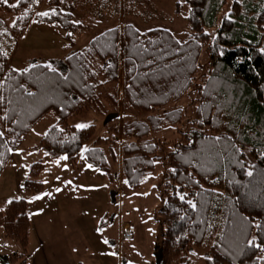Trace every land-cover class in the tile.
Listing matches in <instances>:
<instances>
[{"label":"trees","instance_id":"1","mask_svg":"<svg viewBox=\"0 0 264 264\" xmlns=\"http://www.w3.org/2000/svg\"><path fill=\"white\" fill-rule=\"evenodd\" d=\"M185 1L190 34L183 40L167 27L141 28L136 17H149L131 18L130 0H123L129 16L123 26L117 15L121 0L96 5L93 0H0V13L12 16L9 27L0 16V174L35 124L53 112L57 121L34 149L67 157L71 165L84 156L114 181L117 118L106 122L108 135L86 150L95 125L78 128L69 120L92 111L106 118L117 113L122 77L123 182L137 190L159 179L156 171L162 173L157 212L162 242L156 264H264V247L248 243L256 237L255 243L264 246V0ZM176 4L179 14L182 4ZM96 6L114 21L104 26L98 22L79 47L80 34L90 29L86 12ZM101 9L96 13L100 20L107 18ZM44 12L48 15H40ZM32 22L60 30L70 52L51 67L33 58L15 69L10 64L14 40ZM204 47L209 72L202 79ZM192 90L199 98L189 107L194 113L186 124L187 110L169 105ZM167 126L177 130L176 139L148 138ZM44 166L32 164L31 175ZM250 170L252 176L247 175ZM25 187L37 193L43 183L28 179ZM0 222L7 235L27 246L31 220L24 198L9 201L0 211Z\"/></svg>","mask_w":264,"mask_h":264},{"label":"rangeland","instance_id":"2","mask_svg":"<svg viewBox=\"0 0 264 264\" xmlns=\"http://www.w3.org/2000/svg\"><path fill=\"white\" fill-rule=\"evenodd\" d=\"M98 1L93 0V4H98ZM130 1H133L129 14L131 18L135 20L137 15L149 17L147 20H144V17H136L138 21H135L141 28L162 26L174 31L180 39L189 37L187 21L189 6L185 0ZM178 1L182 4L179 14L175 12ZM139 4H142V14L137 9ZM99 7L96 6L95 10L86 12L88 16L85 22L90 29H84L80 34L79 47L92 36L98 22L104 26L105 23L114 21L109 16L111 13ZM228 7L229 4L221 13L220 20ZM99 9L103 14H107L108 19L105 15L102 20L96 17ZM117 15L119 25L123 26L129 17H126L123 0L118 6ZM0 16L9 27L12 16L1 13ZM208 30L213 35L215 29ZM13 45L10 64L15 69L24 68L27 61L33 58L53 64V60H62L70 52L60 30L35 22L29 25L22 37L14 40ZM121 47L123 48V44ZM201 63L203 66L199 75L203 79L209 72V55L206 47L202 50ZM123 96L124 85L120 77L118 117L113 122L117 129L114 134L119 136V155L114 181L106 172L90 165L84 156L71 165L65 159L53 158L40 148L34 149L39 145L46 130L57 121V116L53 112L40 119L19 148L12 152L10 161L0 174V211L9 201L24 198L27 202L31 229L27 246L24 248L18 240L6 234L0 222V264H4L5 259L11 264H23L24 261V264H118L117 258L120 254L121 264H156V249L162 242V227L157 213L161 203L162 173L156 171L155 176L160 178L148 181L137 190L124 184L122 149L126 138ZM198 98V93L192 90L179 103L170 104L169 107H184L187 110L184 119L188 124L194 113L191 115L188 109L196 104ZM106 120L105 116L92 111L72 116L69 121L73 125H95L96 133L85 145L86 150L94 145L98 137L108 135ZM176 131L174 127L167 126L154 134L155 136L151 133L148 138L176 139ZM109 160L114 164L111 158ZM37 162H43L45 166L37 176H32L30 168ZM157 166L163 171L161 164ZM28 179L41 181L43 189L37 193L30 192L25 187V181ZM124 224L134 227L133 240L124 241L120 238ZM85 241H89V248L86 247ZM13 254H17L18 257L12 261L10 258ZM199 261L203 263L202 259Z\"/></svg>","mask_w":264,"mask_h":264},{"label":"snow or ice","instance_id":"3","mask_svg":"<svg viewBox=\"0 0 264 264\" xmlns=\"http://www.w3.org/2000/svg\"><path fill=\"white\" fill-rule=\"evenodd\" d=\"M37 2H39V0H37ZM4 3L5 4H8L9 3V0H4ZM53 12L55 11L54 9L52 10ZM40 15H48V13L47 12H44V13H40ZM49 67H51V65L49 64L48 65ZM76 127H78V128H85V127H87V125H85V124H78V125H76ZM0 135H3V133H0ZM65 159L67 158V157H64ZM252 171L250 170V171H248V173H247V175H249V176H252ZM60 189H57V191H59ZM184 197L183 196H181V199H183ZM189 203L192 205V207L193 208H195L196 207V205L194 204V203H192L191 201H189ZM255 240H256V237H253L251 240H249L248 241V243L250 244V245H253L254 247H257V248H262V247H264V246H262V245H260V244H256L255 243ZM107 242V241H106ZM262 259H264V258H262Z\"/></svg>","mask_w":264,"mask_h":264},{"label":"built area","instance_id":"4","mask_svg":"<svg viewBox=\"0 0 264 264\" xmlns=\"http://www.w3.org/2000/svg\"><path fill=\"white\" fill-rule=\"evenodd\" d=\"M134 233H135V229H134V227L131 226V225H126V226L122 229V232H121L122 239H123L124 241H130V240H133Z\"/></svg>","mask_w":264,"mask_h":264},{"label":"water","instance_id":"5","mask_svg":"<svg viewBox=\"0 0 264 264\" xmlns=\"http://www.w3.org/2000/svg\"><path fill=\"white\" fill-rule=\"evenodd\" d=\"M116 117H118L117 113L110 114V115H108L106 122L110 121V120H112L113 118H116ZM3 263L4 264H11L8 259L3 260Z\"/></svg>","mask_w":264,"mask_h":264},{"label":"crops","instance_id":"6","mask_svg":"<svg viewBox=\"0 0 264 264\" xmlns=\"http://www.w3.org/2000/svg\"><path fill=\"white\" fill-rule=\"evenodd\" d=\"M126 225H129V224H124L123 225V227H122V229L126 226ZM120 238H121V234H120ZM85 244H86V247L87 248H89L88 246H89V241H85ZM122 260V257H121V254L118 256V258H117V263L118 264H121V261ZM78 264H81V263H78Z\"/></svg>","mask_w":264,"mask_h":264}]
</instances>
